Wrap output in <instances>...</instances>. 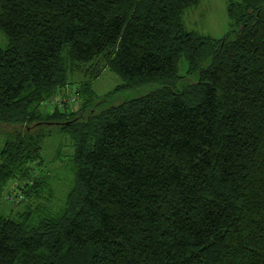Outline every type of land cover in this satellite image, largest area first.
Returning <instances> with one entry per match:
<instances>
[{
  "label": "trees",
  "instance_id": "16d2710c",
  "mask_svg": "<svg viewBox=\"0 0 264 264\" xmlns=\"http://www.w3.org/2000/svg\"><path fill=\"white\" fill-rule=\"evenodd\" d=\"M199 1L0 0V206L12 181L35 202L0 211V264H264V0L220 39L186 29ZM99 62L110 93L158 87L96 111ZM77 73L80 109L50 108Z\"/></svg>",
  "mask_w": 264,
  "mask_h": 264
},
{
  "label": "rangeland",
  "instance_id": "374dc122",
  "mask_svg": "<svg viewBox=\"0 0 264 264\" xmlns=\"http://www.w3.org/2000/svg\"><path fill=\"white\" fill-rule=\"evenodd\" d=\"M232 1L240 2L242 0H200L198 5L187 9L183 15V23L186 29L196 32L199 35L211 37L213 39H220L227 34H230L232 37L238 30V27L236 26L232 28V20L228 14L229 4ZM232 29L234 30V32H231ZM6 43L7 40L4 34L0 31V47H5ZM99 66L101 72L99 73V76L96 77V79L92 80L95 93L99 96V100L97 102L100 101L95 106L96 111L103 110L107 107L119 104L128 99L142 96L158 87L156 84H149L138 88L119 89L114 91V93H110L122 83V79L116 73L108 69L104 63L99 62ZM187 67L188 62L185 57H182L179 62V73L185 74ZM73 77V83L69 84L63 91L66 95L62 96V94L52 98V105H48L50 108H53V105L55 103L61 104L57 105V107L63 108L64 100H68L69 106L73 110L80 109V106H82V102L80 100H75L73 95L70 94L73 92L72 90H75V87L78 85V83L82 82V80L86 78L84 77L83 73L74 74ZM195 79L196 76H190L187 79L185 78L183 80V83L186 84L188 82L194 81ZM81 114L84 116H88L89 113L88 111H83ZM44 127L46 128V131H48L47 128H51L54 134L52 137L47 138L45 141V151L43 153L44 164L41 165L40 168L49 169L48 172H51L53 169H58L61 166V163L58 160H54L58 145L60 143L67 145L69 144V140H67V138L65 137L63 138V136L60 135L59 125L57 126L52 124L49 126L46 125ZM14 129V127L0 124V149L3 146L5 135L12 130L14 131ZM62 147L66 150L70 149L66 148L70 147L69 145H67L66 147ZM19 184H21V182L19 183L12 181L8 186L9 190L5 189L4 194H7L6 196H3L0 206L1 212L5 214L20 213L25 210L31 203H34L33 205H35V202L33 200L20 201L21 197L17 195L21 192V188L18 187ZM65 184L66 182H63V180H61L60 182H58L57 179L54 180L53 186H57L56 189L58 193H56V195L60 199H63L64 197V193L66 191V187H64ZM9 192H11V195L8 194Z\"/></svg>",
  "mask_w": 264,
  "mask_h": 264
},
{
  "label": "built area",
  "instance_id": "2783aa9c",
  "mask_svg": "<svg viewBox=\"0 0 264 264\" xmlns=\"http://www.w3.org/2000/svg\"><path fill=\"white\" fill-rule=\"evenodd\" d=\"M56 105H61V104H59V103H55Z\"/></svg>",
  "mask_w": 264,
  "mask_h": 264
}]
</instances>
